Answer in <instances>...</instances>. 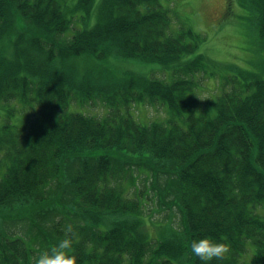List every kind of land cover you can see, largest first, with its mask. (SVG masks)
Returning a JSON list of instances; mask_svg holds the SVG:
<instances>
[{"label":"trees","instance_id":"16d2710c","mask_svg":"<svg viewBox=\"0 0 264 264\" xmlns=\"http://www.w3.org/2000/svg\"><path fill=\"white\" fill-rule=\"evenodd\" d=\"M250 1L260 57L247 61L261 74L225 76L200 100L216 75L205 36L174 30L165 0H0V217L30 224L0 231V264H34L66 224L77 264H202L190 245L205 236L230 246L211 264H264V0ZM88 58L165 76L104 80L84 74ZM135 105L166 117L143 121ZM148 197L181 214L156 236L141 230Z\"/></svg>","mask_w":264,"mask_h":264},{"label":"rangeland","instance_id":"374dc122","mask_svg":"<svg viewBox=\"0 0 264 264\" xmlns=\"http://www.w3.org/2000/svg\"><path fill=\"white\" fill-rule=\"evenodd\" d=\"M165 3L171 5L177 12L174 20L175 24L173 25L174 30L179 27V24L185 28H192L194 31L200 32L205 36V40L198 48V52L206 53L209 64L212 59L215 65V69L213 70L216 72V75L209 74L208 78L205 79L204 92H201L203 99L215 93L217 94L221 79L227 75L246 79L257 77L261 74L260 66V68L254 67L252 69L247 61L251 55L259 56L257 32L252 20L250 0H165ZM82 63L85 68L84 70H86L84 74L89 72V70L93 76L103 73L102 78L109 81L108 76H104L106 72L108 74L118 73L121 76L128 70L146 75L155 73L158 77L161 75L165 76L160 63L141 59L116 58L115 60L101 63L98 59L88 58L85 61L83 60ZM211 70L209 69L208 71ZM248 71L250 74L257 76L244 73ZM134 107L138 116L143 121H150L154 118L165 119L166 117L162 105H135ZM103 109L104 107L101 103H97V105L89 103L85 107L87 112L93 114H102ZM8 114L4 105L2 107L0 103V124ZM144 172L147 175L150 174V171L147 169H144ZM140 175L138 185L143 187L142 184L147 179L144 173ZM147 203L148 209L152 210L154 214L151 218L149 217L151 220L145 221L146 226L141 225V230L148 231L153 236H156L160 232V229L154 225L155 222L157 226H160L161 223L166 224V219L171 218V216L173 221L175 217V223L181 218L177 207H174L170 211L168 208L161 206L159 201H151L149 197ZM0 219V231L15 230L22 233L21 230L24 232L30 230L28 221H13L12 218H9L8 213L1 215ZM32 230L34 231L35 229Z\"/></svg>","mask_w":264,"mask_h":264},{"label":"clouds","instance_id":"9594fccd","mask_svg":"<svg viewBox=\"0 0 264 264\" xmlns=\"http://www.w3.org/2000/svg\"><path fill=\"white\" fill-rule=\"evenodd\" d=\"M72 233V225L66 224L64 226V238L51 248L39 252L34 258V264H77L76 256L71 254L73 247ZM190 251L198 257L202 264H211L213 260L222 261L227 259L230 253V246L226 242L205 236L200 239H194L191 242Z\"/></svg>","mask_w":264,"mask_h":264}]
</instances>
